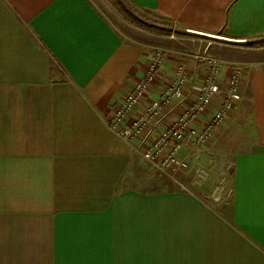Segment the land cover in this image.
Returning <instances> with one entry per match:
<instances>
[{
  "label": "crops",
  "instance_id": "crops-1",
  "mask_svg": "<svg viewBox=\"0 0 264 264\" xmlns=\"http://www.w3.org/2000/svg\"><path fill=\"white\" fill-rule=\"evenodd\" d=\"M127 1L178 33L236 43L240 59L208 52L246 66L241 100L211 142L178 153L187 171L157 178L140 153L196 101L203 68L181 54L207 48L160 41L167 59L123 125L180 62L183 94L128 144L104 120L162 36L123 37L93 0H0V264H264V48L246 46L264 38V0ZM229 159V201L185 192L197 165L216 175Z\"/></svg>",
  "mask_w": 264,
  "mask_h": 264
},
{
  "label": "built area",
  "instance_id": "built-area-1",
  "mask_svg": "<svg viewBox=\"0 0 264 264\" xmlns=\"http://www.w3.org/2000/svg\"><path fill=\"white\" fill-rule=\"evenodd\" d=\"M164 55L165 52L160 49H154L151 52L144 75L116 103L111 114L104 120L108 130L125 143L129 144L140 134L147 123L158 117L172 100L180 98L183 94L186 74L185 65L180 62L175 66L173 82L163 88L157 99L149 102L140 118L131 120L129 126L123 125L126 118L145 99L155 83ZM195 58L201 60L198 64L203 68L204 73L196 101L174 123L163 130L147 149L140 153L144 161L162 175H168L171 171L177 170L187 171L190 168L189 164L185 159L177 158L178 153L188 148L200 149L211 142L213 132L224 123L241 100L239 86L243 65L223 66L218 59L205 54H200ZM222 68L231 75L225 84L220 82L221 74H223ZM213 99L217 103V108L210 112ZM200 114H207L205 123L201 128L191 127L190 124L195 122ZM194 172L198 179L207 177V172L203 167L194 169ZM218 199L219 196L215 198V200Z\"/></svg>",
  "mask_w": 264,
  "mask_h": 264
},
{
  "label": "rangeland",
  "instance_id": "rangeland-1",
  "mask_svg": "<svg viewBox=\"0 0 264 264\" xmlns=\"http://www.w3.org/2000/svg\"><path fill=\"white\" fill-rule=\"evenodd\" d=\"M95 5L100 9V11L104 14L105 18L108 20V22L111 25H114V27L122 34L123 37L129 38L136 33L137 35L139 34H153L156 36H162V39H158L159 42H157L154 38L150 41L151 44L156 45L154 46V49H160L165 52L164 61L167 59L168 52L166 48H162L165 45L161 43L160 41L164 40V43L174 40L176 42L180 41H187L192 44H202V48H207V51L196 49L197 51L192 53V52H185L182 53L185 55V57L193 61V63L197 66L199 65L198 63L201 61L200 59L195 58V56H200L205 54L209 57L216 56L214 53H211L212 56L209 55L208 49L211 48V46H214L216 48H223L219 49L221 50V54L223 56H231L234 59H240L242 55H239L240 52L233 50V48H236L237 45L236 43L230 42V41H224L220 40L219 38H213V37H208L207 40H203L199 38L195 34L191 33H178L177 30L174 28H171L170 23L163 20L159 16H155L149 12H146L144 10H138L135 9L132 5L128 3L127 0H93ZM167 45V43H166ZM162 46V47H161ZM201 46V45H200ZM248 48H264V38H259L256 40H252L246 44ZM166 47V46H165ZM153 49V50H154ZM152 50V51H153ZM217 57V58H216ZM214 58L218 59L223 66L227 65H233V64H238V65H243L242 63L239 62H232L229 60H224L221 59L220 57L216 56ZM162 63V64H163ZM184 64V63H183ZM246 67V66H245ZM245 67H243V70L241 71L240 75V81L242 83L243 76H244V70ZM220 77V82L222 84H225L227 79L231 77L230 73H227L224 68H222ZM224 72L226 73L224 75ZM159 75V74H158ZM225 76V77H224ZM158 77V76H157ZM156 81V80H155ZM239 89H241V84L239 86ZM241 94V90H240ZM210 156L205 157L204 161L208 163ZM230 159H229V165H227L224 168L220 169V164L214 163V166L218 170L216 175H212V173L209 175V172L207 170V167L204 166L203 164L197 165L194 169L196 170L199 167H203L205 171L207 172V177L204 179H198L197 174L192 176L191 178V183L188 185L186 184V193H194L196 195L200 196H205L207 200L214 201L215 198H220V196H227V197H232L233 190L231 187L232 184V166L230 167ZM211 163L213 164L212 160ZM210 164V162H209ZM211 164V165H212ZM217 165V166H216ZM150 166V165H149ZM213 166V165H212ZM213 166V167H214ZM151 167V166H150ZM211 168V166L209 165ZM214 168V169H215ZM213 169V168H212ZM152 170L154 171V174L156 175L157 178H162L169 180L173 182V173L175 171H171L168 173V175H162L157 173L153 168ZM203 184V185H202ZM194 186H199V189H196ZM219 190V191H218ZM221 190V191H220ZM230 197L228 201L230 200ZM218 202V201H217ZM207 203V202H206Z\"/></svg>",
  "mask_w": 264,
  "mask_h": 264
}]
</instances>
